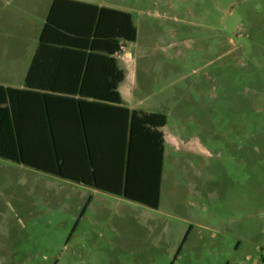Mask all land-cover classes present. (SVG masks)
<instances>
[{
  "label": "rangeland",
  "instance_id": "rangeland-1",
  "mask_svg": "<svg viewBox=\"0 0 264 264\" xmlns=\"http://www.w3.org/2000/svg\"><path fill=\"white\" fill-rule=\"evenodd\" d=\"M126 2L135 98L178 139L161 205L0 158V264H264V0Z\"/></svg>",
  "mask_w": 264,
  "mask_h": 264
},
{
  "label": "crops",
  "instance_id": "crops-1",
  "mask_svg": "<svg viewBox=\"0 0 264 264\" xmlns=\"http://www.w3.org/2000/svg\"><path fill=\"white\" fill-rule=\"evenodd\" d=\"M53 1L0 0V86L17 90L26 89L25 79L31 69ZM71 1L129 13L137 29L132 9L126 0ZM60 6L53 13V19L62 25H65L62 21L78 22L77 26H73L78 35L58 31L49 35L48 39L56 43L77 39L82 42L88 41L89 44L88 46L84 43L64 44L59 46L64 50L46 51L41 56L42 59L37 61L33 70V81L36 86L30 87L27 95L33 135L38 138L41 132H45L50 138L78 136L81 139H93L91 144L95 147V152H110L116 163L122 159L120 170L121 180L124 182L130 148L133 146L134 150V146L136 148V145L142 142L137 137L133 139L132 115L127 114L124 109L165 113L155 106H145L143 98H135V91L138 88L137 59L130 49L137 40L135 42L119 40L121 50L115 53L91 49L99 11L96 13L90 7L75 3H62ZM109 14L112 13L105 12L104 16L108 17ZM141 14L145 15L143 11ZM111 16L116 20L115 27H121L122 17ZM120 71L125 73V79L117 84ZM116 88L121 96L120 104L116 101ZM0 107L9 109V101L2 103ZM8 114L11 119L10 110ZM167 124L162 128L164 155L159 207L164 197L167 147L178 142L175 136L168 137L166 134ZM153 129L150 127L143 129V135L148 140L146 143L143 142L150 153H153V140L157 139ZM186 145L189 147L188 142ZM200 148L203 149L201 145ZM113 169L117 171V164ZM102 193L104 196L133 202L121 196Z\"/></svg>",
  "mask_w": 264,
  "mask_h": 264
},
{
  "label": "trees",
  "instance_id": "trees-1",
  "mask_svg": "<svg viewBox=\"0 0 264 264\" xmlns=\"http://www.w3.org/2000/svg\"><path fill=\"white\" fill-rule=\"evenodd\" d=\"M62 3H75L99 11L96 26L91 40V49L107 50L115 53L121 50L119 40L135 42L137 29L129 13L117 10L100 8L71 0H54L50 15L41 33L39 46L35 53L30 71L25 79L24 90H17L0 86V106L9 101V109L0 107V158L18 163L28 168L72 181L102 192L121 196L126 200L139 203L152 209H158L160 203V188L164 155V134L162 128L167 124V116L160 113H147L141 110L124 109L132 115L133 139L137 137L142 142L130 148L125 180H121L122 159L116 163L110 152H95L91 144L93 139H81L78 136L48 137L45 132L36 138L33 135L31 117L29 113L28 89L35 88L33 81L34 68L46 51L64 50L59 46L64 44H81L88 46V41L77 39L66 42L50 41L49 35L54 32L77 36L73 26L76 21H55L53 13ZM112 13L105 17L104 13ZM122 17L121 27H115V18ZM125 79V73L120 71L117 84ZM118 86V85H117ZM116 101L122 103L121 96L116 88ZM11 112V119L8 111ZM154 128L157 139L153 140V153L145 148L148 140L143 135V129ZM149 130V129H148ZM146 131V130H145ZM146 133V132H145ZM145 143H144V142ZM122 158V157H121ZM117 164V171L114 167ZM186 239V238H185Z\"/></svg>",
  "mask_w": 264,
  "mask_h": 264
}]
</instances>
